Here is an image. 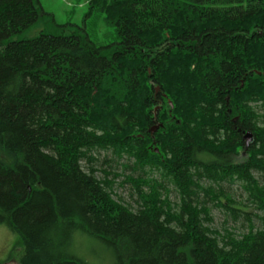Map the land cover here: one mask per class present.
<instances>
[{
  "label": "trees",
  "instance_id": "1",
  "mask_svg": "<svg viewBox=\"0 0 264 264\" xmlns=\"http://www.w3.org/2000/svg\"><path fill=\"white\" fill-rule=\"evenodd\" d=\"M36 2L0 0V225L19 264H87L77 234L113 264H264V0H91L115 42L11 41ZM102 152L132 171L135 208L97 177ZM214 206L248 230L215 232Z\"/></svg>",
  "mask_w": 264,
  "mask_h": 264
},
{
  "label": "rangeland",
  "instance_id": "2",
  "mask_svg": "<svg viewBox=\"0 0 264 264\" xmlns=\"http://www.w3.org/2000/svg\"><path fill=\"white\" fill-rule=\"evenodd\" d=\"M91 0H37L36 6L41 10V16L28 30L14 35L11 41H25L38 37L41 33L50 35L70 36L76 32H86L90 38L98 45H109L115 42V29L105 22L104 14L95 11L88 15ZM251 138L250 140L248 138ZM247 142L252 137L245 133ZM97 155V154H96ZM99 156V155H98ZM106 152H102L96 166L97 177L103 179L109 175V179L115 181L113 187V196L117 200L135 208L137 206V195L133 190V185L128 182V177L132 173L125 170L120 163L111 160L104 161ZM126 160L121 163L126 164ZM158 176V173L155 174ZM233 190L229 191L234 197L237 205L243 203L246 205V194L234 185ZM170 197L176 204L179 202V194L175 188L170 185ZM224 201V199H223ZM240 207L243 208L241 205ZM248 210L247 208H245ZM252 209V207H251ZM261 215L260 212L250 210ZM213 222L210 227L220 234L234 231L238 236L244 234L249 227V223L241 217L234 221L226 209L223 207L212 208ZM261 226L260 221H256V227ZM74 245L70 248V254L78 260L87 264H113L114 257L107 245L99 239L91 238L87 235L77 234ZM19 237L13 234L6 226L0 225V264H19L23 255V246L17 247ZM17 247V248H16Z\"/></svg>",
  "mask_w": 264,
  "mask_h": 264
},
{
  "label": "water",
  "instance_id": "3",
  "mask_svg": "<svg viewBox=\"0 0 264 264\" xmlns=\"http://www.w3.org/2000/svg\"><path fill=\"white\" fill-rule=\"evenodd\" d=\"M160 88L156 87V92H159ZM162 126V125H160ZM159 129V126H155L152 130L153 133H155ZM249 134V133H248ZM250 135V134H249ZM251 136V135H250ZM252 137V136H251ZM249 140L251 139L250 137L248 138ZM249 143V142H248ZM158 151V150H157Z\"/></svg>",
  "mask_w": 264,
  "mask_h": 264
}]
</instances>
